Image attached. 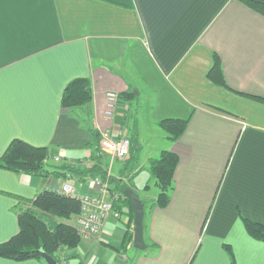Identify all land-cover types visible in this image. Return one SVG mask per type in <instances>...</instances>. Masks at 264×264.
<instances>
[{"label":"crops","instance_id":"crops-1","mask_svg":"<svg viewBox=\"0 0 264 264\" xmlns=\"http://www.w3.org/2000/svg\"><path fill=\"white\" fill-rule=\"evenodd\" d=\"M215 54L234 91L208 79ZM77 78L89 79L93 100L65 109L64 91ZM110 92L120 104L108 118ZM236 92L264 97V16L238 0H0V157L21 139L49 148V171L74 168L61 179L0 169V243L19 232L12 195L31 200L62 181L80 194L97 192L86 172L94 129L131 141L130 156L102 155L103 165L111 180L145 194L147 248L134 247L125 205L99 236L63 251L70 264H231L226 245L237 264H264V242L240 217L264 225V104ZM145 109L155 127L190 118L164 149L179 157L164 209L145 189L150 160L164 151L142 161ZM55 221L73 225L74 217Z\"/></svg>","mask_w":264,"mask_h":264},{"label":"trees","instance_id":"trees-1","mask_svg":"<svg viewBox=\"0 0 264 264\" xmlns=\"http://www.w3.org/2000/svg\"><path fill=\"white\" fill-rule=\"evenodd\" d=\"M238 1L264 16V0ZM208 79L220 87L234 91L227 84L221 58L218 54L214 55V63L208 73ZM236 93L264 104V97L243 92ZM133 95L134 93H126L121 97L131 100ZM92 100L93 93L90 89L89 79L77 78L66 87L62 97V107L65 109L79 108L91 103ZM189 122L190 118H168L161 120L158 126L166 132L168 140L176 142L185 133ZM89 132L93 137L92 142L89 144L94 149L90 157L93 165L86 172L93 177L101 176L104 179H109L111 185L115 184L116 187L113 189V193L123 197V200L119 202V209L126 205L132 214V218H134L132 202L123 195L124 191L131 188V186L121 180L108 178L107 170L103 165L104 157L100 154L99 148L101 133L94 129H89ZM49 158L50 150L48 147H38L21 139H15L0 157V169L42 178L54 177L58 179L66 176L67 171L74 173V168L64 166L53 167L54 170L49 171V164L47 163ZM178 163V155L169 150L162 151L158 157L150 160L149 169L160 190L155 203V206L159 208L164 209L171 202L172 192L174 191V175ZM145 189L149 191L150 186L146 185ZM12 197L19 201V207L16 208L19 232L10 240L0 243V258L17 262L38 260L47 263L43 257V253H47L54 257L58 264L61 252L71 251L79 246L82 240L73 225L62 221H55L51 224L49 218L71 219L80 212L81 204L78 199L58 194L51 188L44 189L31 200L15 195H12ZM240 217L248 234L252 238L264 242V225L246 218L241 213ZM131 243L132 236L126 235L123 245L126 247ZM225 249L231 256V264H237L232 247L226 245Z\"/></svg>","mask_w":264,"mask_h":264},{"label":"built area","instance_id":"built-area-1","mask_svg":"<svg viewBox=\"0 0 264 264\" xmlns=\"http://www.w3.org/2000/svg\"><path fill=\"white\" fill-rule=\"evenodd\" d=\"M119 104V94L110 92L107 95V109L105 115L111 118L117 111ZM119 137V139H116L110 132H102L99 143L100 154L105 156L108 155L112 159L130 156V139ZM57 160L59 159L57 158ZM91 162L92 160L90 163ZM108 178H110V176H108ZM92 183L97 189V192L94 194H80L70 181H62L60 184H56L51 188L58 194L68 195L80 201L81 209L80 212L74 216L73 227L82 241L99 236L104 223L108 219L113 218L118 220L122 217V212L118 205L119 202L123 200V197L117 193H113L109 179L97 176L92 179ZM59 262L60 264H68L69 261L66 254L63 253L60 256Z\"/></svg>","mask_w":264,"mask_h":264},{"label":"rangeland","instance_id":"rangeland-1","mask_svg":"<svg viewBox=\"0 0 264 264\" xmlns=\"http://www.w3.org/2000/svg\"><path fill=\"white\" fill-rule=\"evenodd\" d=\"M147 101H150V100H147ZM143 113H144L143 114L144 119L143 118H142L143 120L141 119L142 120L141 125L143 126V130H144L143 141L145 140V144L142 146L143 151H142V154L140 153V156L142 158V161L143 160L145 161V160L149 159L150 157H155V155H156L155 153L157 150L161 151V150L167 149V146L169 143H168V138L166 137V132L163 131V129H160V127H157V126L155 127V125L149 123V120H148L149 110L145 109L143 111ZM159 151H158L157 155H159ZM105 158L110 159L111 157L108 156ZM117 159H119V158H117ZM121 160H124V159H121ZM87 163H89V162H87ZM91 164H92V162H91ZM143 164L145 165L146 162H144ZM146 174L147 175H146L145 180H146L147 185L150 186V190L147 192V195L152 200L154 196H158V194L160 193V190H159V187L155 184L156 180L152 177L151 173L148 172ZM143 176H145V175H143ZM141 198L143 200H146L145 194L141 193ZM62 254H63V252L60 253V256ZM58 264H60V262ZM68 264H70V263L68 262Z\"/></svg>","mask_w":264,"mask_h":264},{"label":"water","instance_id":"water-1","mask_svg":"<svg viewBox=\"0 0 264 264\" xmlns=\"http://www.w3.org/2000/svg\"><path fill=\"white\" fill-rule=\"evenodd\" d=\"M123 195L132 202L135 215L133 245L138 250H146L147 245L144 239L145 204L140 198V195L132 188L126 189ZM43 257L46 260L47 264H57V260L49 254L43 253Z\"/></svg>","mask_w":264,"mask_h":264}]
</instances>
